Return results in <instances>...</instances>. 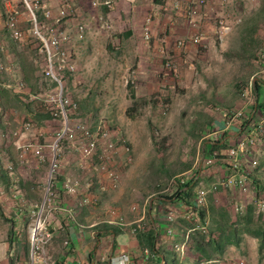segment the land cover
<instances>
[{"label":"rangeland","instance_id":"1","mask_svg":"<svg viewBox=\"0 0 264 264\" xmlns=\"http://www.w3.org/2000/svg\"><path fill=\"white\" fill-rule=\"evenodd\" d=\"M10 1L18 16L24 14L25 30H20L21 41L14 43L3 28L6 37L2 46L10 45L15 49L21 46L16 53L24 64L43 68L44 59L37 53V43L30 32L29 11L21 0ZM40 1L53 14L60 6L58 0H52L50 4ZM105 1L99 0V5L93 7L92 0H69L71 14L60 27L61 31L71 35L77 26L85 27L83 39L71 41L66 46L75 65L74 73L65 74L66 94L76 105L68 111L69 119L90 129L102 122L117 147L113 161L118 183L111 199L104 196L105 181L100 180L97 185L93 180L99 178L97 175L92 176L85 169L76 171L83 178L80 184H88V189L94 193L88 203L100 204L98 198L101 197L104 198L103 208L109 205L108 200H116L118 196L116 201L127 205L136 203L140 196L143 201L158 196L170 197L179 190L161 191L171 178L184 173H198L205 187L216 179L229 176L231 173L225 174L226 168L230 171L231 168L225 162L205 166L203 159L208 156L204 152L215 138L221 139L220 134H215L220 122L231 110L243 105L242 93L249 82L264 79V63L258 57L260 41L264 37V0H231L227 5L224 0H205L195 28L188 27L182 11L172 9L166 0H109V6L104 5ZM194 1L185 0L184 3ZM2 15L4 21L7 13ZM36 17L43 20L40 11L36 12ZM219 21L229 27L221 41L215 32ZM145 28L148 29V40L144 39ZM194 34L200 36L199 44L177 46L179 41ZM42 70L36 71L28 85L38 96L50 89L42 78ZM41 103H37V109L41 111H16L18 121L13 128H8L11 132L5 138L15 143L12 145L15 162L0 163V172L22 173L29 160L36 161L44 167L41 170L43 198L51 156L49 145L59 125ZM25 122L31 127L23 133L20 128ZM16 131L21 132L13 136ZM259 142L256 139L247 156L241 158L245 169L251 162L256 163L251 173L257 172L255 167L264 162V147ZM28 143L43 147L44 161L30 154L20 158L21 146ZM123 144L131 150L129 163L121 147ZM224 151L214 153L223 159ZM59 155L80 161L66 143ZM258 172L257 175L264 179V166ZM87 181H92L93 186ZM249 182L246 193L234 187L219 188L213 195H207L205 204L198 208V213L203 211L207 217L201 219L207 222L205 236L212 233L217 237V228H222L225 233L234 231L239 239L238 246L224 248L223 264H264V242L261 247L258 240H253L254 236L246 233V229L264 231V211L258 207L259 202L264 203V194L255 195ZM0 190L3 192L0 199L7 201L5 191L1 187ZM13 192L18 198V189ZM53 214L51 211L46 215L43 230L51 235L50 241L41 244L46 256L53 253V246L59 242L54 240L58 234L48 226ZM249 216L251 222H248ZM30 223L28 215L29 253L32 248L28 232ZM89 224L84 223L82 230L89 231L86 228ZM58 238L63 239L58 245L65 248L68 237L62 234Z\"/></svg>","mask_w":264,"mask_h":264},{"label":"crops","instance_id":"2","mask_svg":"<svg viewBox=\"0 0 264 264\" xmlns=\"http://www.w3.org/2000/svg\"><path fill=\"white\" fill-rule=\"evenodd\" d=\"M45 1L47 4L52 3V0ZM105 2L111 3L109 0ZM14 8L15 5L10 0H0V63L7 69L5 72H0V163L2 164L14 161L15 153L12 145L15 143L5 138L8 132H11L8 128H13L18 121L16 111H41L37 109V106L42 104L38 95L28 86L33 81L36 71L43 69L42 66L31 67L24 64L22 57L16 53L19 52L21 46L17 47L18 50L10 45L2 46L6 37L2 14ZM25 21L24 14H20L18 16L19 30H25ZM36 67L38 68L36 69ZM255 83L260 93L258 100L260 103H264V79L256 80ZM253 97L252 104L248 105L243 102L241 106L247 115L251 111H255L257 99L255 91H253ZM242 121H238L236 125L225 132L227 136L223 142L232 146L238 139L245 136L241 135L243 133V130H240ZM250 132L251 129L248 135ZM59 158L60 169L53 179V202L56 208L48 220V226L55 230L58 236L63 234L68 238L67 242H64L67 243L65 248H62L58 243L61 244L63 239H59L55 235L56 239L54 240L59 242L53 246V253L45 257L48 260L47 264H117L123 253L129 256L130 264H223L221 259L225 256V250L222 254L211 252V256L207 260L200 255L191 240L190 236L194 231L187 214L193 207L195 190L192 198L182 197L181 200L176 198V193L167 197L170 200L155 197L145 198L143 201L140 196L136 199V203L127 205L117 202L118 196L116 200L114 198L108 200L109 205L102 208L101 204H103L102 199L104 198L99 197L98 199L101 201L98 203L100 204L91 205L88 203L80 206L79 201L83 197L89 199L94 196L92 190H89L86 184L84 186L81 184L76 195L71 196L63 189V183L66 180L83 181V178L76 174L79 169L87 170L92 173V176L97 175L99 178L93 179L97 185L100 184V180L105 181L106 191L103 195L110 199L111 196H114L117 185L102 174L96 173L93 160L84 162L78 157L80 160L78 162H81L79 164L72 156H59ZM246 162L249 163L247 160ZM111 165L114 166L113 171L116 172L115 162L113 161ZM246 166L249 167V165ZM42 168L44 167L36 161L29 160L22 173L0 172V187L5 191L7 200L2 202L3 200L0 199V264H43L40 263V260L32 262L29 253L30 243L26 235L28 215L38 206L42 198V184H44V178L41 176ZM228 172L231 173L226 168L225 174ZM89 183L93 186L92 181ZM212 183L206 186L208 187ZM200 184L202 185V181ZM15 188L18 189V198L13 195ZM213 194L209 193L208 195ZM168 213H173L175 216L172 222L168 220ZM200 219H202L201 216ZM84 223H90L86 227L89 231L82 230ZM108 227L117 229V234H112ZM150 228L157 232L154 245L157 254L150 253L144 247L145 245L143 246L139 242V234ZM133 229H137V232L133 233ZM244 237L249 238L248 236ZM212 238L216 237L212 235ZM253 240L257 241L255 238ZM175 246H181L182 252L176 253ZM211 248L215 249L214 245Z\"/></svg>","mask_w":264,"mask_h":264},{"label":"built area","instance_id":"3","mask_svg":"<svg viewBox=\"0 0 264 264\" xmlns=\"http://www.w3.org/2000/svg\"><path fill=\"white\" fill-rule=\"evenodd\" d=\"M24 7L29 11L30 14V32L32 38L37 43V53L44 59V66L42 70V78L44 82L50 88L44 95H39L38 98L43 102L45 111H49V114L53 121L57 122L59 127L54 135V140L49 145L51 156L48 159V174L47 181L44 187L43 198L39 206L33 209L29 216L31 223L29 227V236L32 244L30 251V257L32 262L40 260V263L47 264L45 259L46 255L42 252L41 244H46L51 239V235L43 233L45 229L47 218L46 215L53 211L56 207L54 206V184L53 179L55 174L60 168L59 152L63 143L68 144L70 150L78 155L81 161H90L94 159L95 171L106 175L112 183H118L117 174L111 170V163L114 155L117 152L116 143L110 140L109 132L105 128L102 122H99L94 129H90L83 124L72 123L69 119L68 111L75 108V104L72 103L66 94L65 87V74H71L75 71V65L70 58V54L67 51L66 46L71 41L82 40L84 34V26L79 25L76 27L74 33H65L60 30L64 19L70 16L71 7L69 0H59L60 6L57 11L53 14L40 0H21ZM132 1V0H131ZM168 5L176 10H181L184 18L187 21L188 27H196V18L199 10L205 5V0H195L192 3L185 4V0H166ZM231 0H224L227 5ZM109 2H105V6H109ZM91 5L96 7L99 5V0H92ZM40 11L43 20L40 21L36 17V12ZM4 28L8 33L9 38L14 42L21 41V32L18 29V13L15 9L7 12L4 20ZM216 35L218 40H223L229 32V27L222 21L218 22L216 27ZM149 33L148 29L145 28L144 39L148 40ZM201 38L199 35L194 34L184 41H179L177 46L184 48L187 44H199ZM259 59L264 63V37L260 41ZM7 69L0 63V72H5ZM20 88V85L18 86ZM254 82H249L246 89L242 93L244 104H252L254 97ZM242 107L231 110L225 119L219 124V129L216 130L215 134H222L229 130L235 123V121L241 120L244 117ZM31 124L25 122L20 130L23 133L29 131ZM251 132L248 135L241 137L232 146H229L224 152V158L219 159L216 153L203 159L205 166H210L216 162H225L231 168V174L229 176H223L210 186L205 187L200 184V175L195 172L184 173L171 178L167 183L166 187L161 193L170 192L172 189H183V187L192 181L196 183L195 197L193 207L189 209L187 218L192 223V230L198 231L202 234H207V223L200 219L198 208L205 204L207 195L209 193L216 192L219 188L234 187L240 192L246 193L249 188L250 170H253L255 162H251V166L242 167L241 158H245L249 153V149L254 145L257 137L259 141L264 143V113L260 120L252 125ZM21 131H16L13 136H17ZM218 141L215 138L214 142ZM127 162L131 161L130 148L123 144L121 145ZM43 147L36 143H28L21 146L20 158H24L25 155L30 154L37 158L39 161H44L45 156L42 150ZM11 170V167H8ZM89 185L86 184V187ZM81 184L78 180H66L63 183V189L68 195H76L80 189ZM3 194L0 190V196ZM88 198L83 197L79 204L80 206L88 204ZM259 210L264 211V203L259 202ZM175 219L173 213H168V220L172 222ZM133 233L137 232V229L132 230ZM170 233V232H169ZM65 245L67 243H64ZM176 253H181V246H175ZM130 259L127 254H121L117 264H130ZM238 264H243L240 262Z\"/></svg>","mask_w":264,"mask_h":264},{"label":"trees","instance_id":"4","mask_svg":"<svg viewBox=\"0 0 264 264\" xmlns=\"http://www.w3.org/2000/svg\"><path fill=\"white\" fill-rule=\"evenodd\" d=\"M254 91L257 95V99L255 101V107L254 110L255 111H251L249 113V115H246L245 117H243V121L240 125V130H243V133L241 135H247L250 131V127H252V125L254 123H256L257 121L260 120L262 114L264 113V103H260L259 102V91L257 88L256 83L254 82ZM227 136L226 133L223 134V136L221 137V139H219L216 142H210L205 149V156H210L212 153H214L215 151H224L229 145L226 144L225 142H223V139ZM258 140V137H257ZM259 141V140H258ZM259 144L262 145V147H264V145L261 143V141L259 142ZM210 154V155H209ZM264 166V162L259 163V165H257V172L255 171V173H249V179L251 181L252 184V188L254 191V194H260L263 193L264 194V179H262L259 175H257L258 170H260L262 167ZM230 168V167H229ZM196 189V183L189 181L183 189H180L176 194H177V199L181 200L183 199L182 197H186V198H192V196L194 195L193 191ZM159 199L164 198L165 200H170L167 197H163V196H158ZM192 206V205H189ZM200 216L201 218L204 219V212L200 211ZM252 218L249 216L248 217V222H251ZM105 228V227H103ZM108 229L111 230L112 234H117L118 230L113 228V227H108ZM217 230L219 231L217 237L215 239L212 238V233L207 237L205 235H202L199 232H192L191 233V240L194 242L197 251L200 253V255L205 258V259H209L210 258V253L212 252H216V253H223V250L226 246L228 245H234V246H238L239 244V239H237L236 237V233L233 232H228L225 233L226 231H224L222 228H217ZM246 233L254 236L258 241H259V245L262 247L263 246V242H264V231H261L260 228H256V229H246ZM156 237H157V232L155 229L150 228L147 231H143L141 234H139V242L146 247L150 253L155 254L156 250L154 249V245H155V241H156ZM208 238V240H206ZM212 245H214L215 249H212ZM211 250H210V249ZM157 254V253H156Z\"/></svg>","mask_w":264,"mask_h":264}]
</instances>
